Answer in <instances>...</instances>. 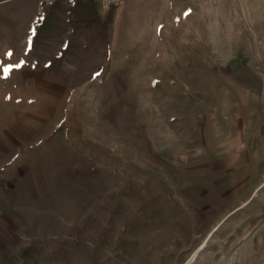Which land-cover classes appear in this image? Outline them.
Listing matches in <instances>:
<instances>
[{
	"label": "rangeland",
	"instance_id": "374dc122",
	"mask_svg": "<svg viewBox=\"0 0 264 264\" xmlns=\"http://www.w3.org/2000/svg\"><path fill=\"white\" fill-rule=\"evenodd\" d=\"M0 264H264V0L0 4Z\"/></svg>",
	"mask_w": 264,
	"mask_h": 264
},
{
	"label": "crops",
	"instance_id": "0c3cea01",
	"mask_svg": "<svg viewBox=\"0 0 264 264\" xmlns=\"http://www.w3.org/2000/svg\"><path fill=\"white\" fill-rule=\"evenodd\" d=\"M7 1L11 0H0V4L5 3ZM129 2L130 0H127V4ZM75 10H77L78 13L85 14L88 17H106L111 15L112 12L116 10V7H106L95 0H75Z\"/></svg>",
	"mask_w": 264,
	"mask_h": 264
},
{
	"label": "built area",
	"instance_id": "2783aa9c",
	"mask_svg": "<svg viewBox=\"0 0 264 264\" xmlns=\"http://www.w3.org/2000/svg\"><path fill=\"white\" fill-rule=\"evenodd\" d=\"M100 2L103 6L110 7H124L127 4V0H95Z\"/></svg>",
	"mask_w": 264,
	"mask_h": 264
},
{
	"label": "water",
	"instance_id": "95a60500",
	"mask_svg": "<svg viewBox=\"0 0 264 264\" xmlns=\"http://www.w3.org/2000/svg\"><path fill=\"white\" fill-rule=\"evenodd\" d=\"M106 76V72H105V74H104V77Z\"/></svg>",
	"mask_w": 264,
	"mask_h": 264
}]
</instances>
